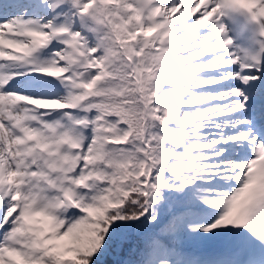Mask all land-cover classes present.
I'll return each instance as SVG.
<instances>
[{
  "label": "snow or ice",
  "instance_id": "snow-or-ice-1",
  "mask_svg": "<svg viewBox=\"0 0 264 264\" xmlns=\"http://www.w3.org/2000/svg\"><path fill=\"white\" fill-rule=\"evenodd\" d=\"M264 264V0H0V264Z\"/></svg>",
  "mask_w": 264,
  "mask_h": 264
},
{
  "label": "trees",
  "instance_id": "trees-1",
  "mask_svg": "<svg viewBox=\"0 0 264 264\" xmlns=\"http://www.w3.org/2000/svg\"><path fill=\"white\" fill-rule=\"evenodd\" d=\"M119 255H112L108 257V264H115V262L119 259Z\"/></svg>",
  "mask_w": 264,
  "mask_h": 264
}]
</instances>
